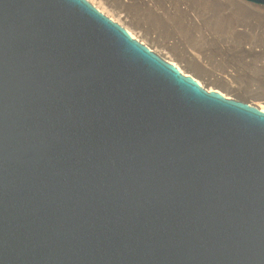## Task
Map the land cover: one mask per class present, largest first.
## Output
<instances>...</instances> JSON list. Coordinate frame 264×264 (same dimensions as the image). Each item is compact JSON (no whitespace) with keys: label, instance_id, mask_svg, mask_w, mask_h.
<instances>
[{"label":"water","instance_id":"1","mask_svg":"<svg viewBox=\"0 0 264 264\" xmlns=\"http://www.w3.org/2000/svg\"><path fill=\"white\" fill-rule=\"evenodd\" d=\"M0 264H264V112L87 0H0Z\"/></svg>","mask_w":264,"mask_h":264},{"label":"rangeland","instance_id":"2","mask_svg":"<svg viewBox=\"0 0 264 264\" xmlns=\"http://www.w3.org/2000/svg\"><path fill=\"white\" fill-rule=\"evenodd\" d=\"M89 1L205 89L264 107L262 8L239 0ZM150 33L167 46L151 40ZM218 76L238 90L228 91L216 81Z\"/></svg>","mask_w":264,"mask_h":264},{"label":"bare ground","instance_id":"3","mask_svg":"<svg viewBox=\"0 0 264 264\" xmlns=\"http://www.w3.org/2000/svg\"><path fill=\"white\" fill-rule=\"evenodd\" d=\"M89 1V0H88ZM240 1V0H239ZM90 2V1H89ZM243 2V1H242ZM91 3V2H90ZM245 4H249V3H246V2H244ZM92 4V6L94 5L93 3H91ZM250 5V4H249ZM252 5V4H251ZM93 7H95L100 13H103V15H106L107 16V18H109L110 20H112L113 22H115V23H117L118 25H120L121 26V23L120 22H118L117 20H115V19H113L112 17H110V16H108L107 14H105V12H103V10H101L99 7H97V6H93ZM255 7V6H254ZM257 8H259L258 6H257ZM261 8V7H260ZM256 9V8H255ZM263 10H264V8H262ZM260 11V10H259ZM121 27H123L128 33H129V35L133 38V39H135V40H137V38L133 35V33L128 29V28H126L125 26H121ZM149 37H150V39L151 40H153V41H155L156 43H158V44H166V43H164L162 40H161V38L159 37V36H153V34H149ZM166 46H167V44H166ZM182 52V51H181ZM182 53H185V52H182ZM184 55V54H183ZM168 62L169 63H171L172 65H174L175 67H177V69H179V71H182L176 64H174L173 62H171V61H169L168 60ZM184 74H185V72H183ZM186 75V74H185ZM216 81L218 82V83H220L221 85H223L228 91H230V92H234V91H236V90H238V88H236V87H234L233 86V84H232V82H230V80H225L223 77H220V76H218V77H216ZM199 83V82H198ZM200 84V83H199ZM201 85V84H200ZM202 86V85H201ZM208 91H212V89H208ZM250 92H254L252 89H250ZM220 93V92H219ZM221 95H223L222 93H220ZM224 97H226V95H223ZM259 107V109L262 111V112H264V107L263 106H258Z\"/></svg>","mask_w":264,"mask_h":264}]
</instances>
